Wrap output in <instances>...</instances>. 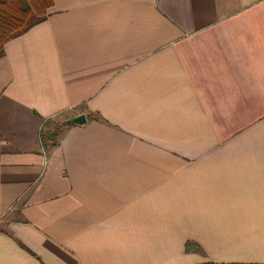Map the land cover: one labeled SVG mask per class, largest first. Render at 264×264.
Wrapping results in <instances>:
<instances>
[{
    "label": "crops",
    "instance_id": "1",
    "mask_svg": "<svg viewBox=\"0 0 264 264\" xmlns=\"http://www.w3.org/2000/svg\"><path fill=\"white\" fill-rule=\"evenodd\" d=\"M0 264H264V0H56L10 41Z\"/></svg>",
    "mask_w": 264,
    "mask_h": 264
},
{
    "label": "trees",
    "instance_id": "2",
    "mask_svg": "<svg viewBox=\"0 0 264 264\" xmlns=\"http://www.w3.org/2000/svg\"><path fill=\"white\" fill-rule=\"evenodd\" d=\"M56 0H0V59L5 56V46L13 39L26 34L49 16ZM68 122V121H67ZM67 122L55 132L42 131L43 144L55 141Z\"/></svg>",
    "mask_w": 264,
    "mask_h": 264
},
{
    "label": "water",
    "instance_id": "3",
    "mask_svg": "<svg viewBox=\"0 0 264 264\" xmlns=\"http://www.w3.org/2000/svg\"><path fill=\"white\" fill-rule=\"evenodd\" d=\"M87 123V119L85 114H81L75 118H73L72 120L67 122V125H78V126H82L85 125Z\"/></svg>",
    "mask_w": 264,
    "mask_h": 264
},
{
    "label": "rangeland",
    "instance_id": "4",
    "mask_svg": "<svg viewBox=\"0 0 264 264\" xmlns=\"http://www.w3.org/2000/svg\"><path fill=\"white\" fill-rule=\"evenodd\" d=\"M64 121H62V120H54L53 122H52V127L50 128V132H55L57 129H59L60 127H61V125H62V123H63Z\"/></svg>",
    "mask_w": 264,
    "mask_h": 264
}]
</instances>
